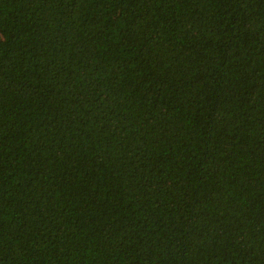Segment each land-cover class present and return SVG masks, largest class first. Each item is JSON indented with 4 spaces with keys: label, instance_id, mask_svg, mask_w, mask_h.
Instances as JSON below:
<instances>
[{
    "label": "trees",
    "instance_id": "obj_1",
    "mask_svg": "<svg viewBox=\"0 0 264 264\" xmlns=\"http://www.w3.org/2000/svg\"><path fill=\"white\" fill-rule=\"evenodd\" d=\"M0 264H264V0H0Z\"/></svg>",
    "mask_w": 264,
    "mask_h": 264
}]
</instances>
